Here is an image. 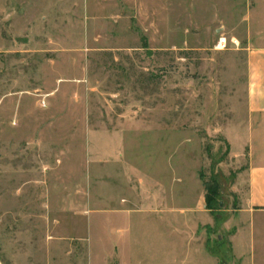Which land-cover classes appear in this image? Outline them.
<instances>
[{"label": "rangeland", "instance_id": "rangeland-1", "mask_svg": "<svg viewBox=\"0 0 264 264\" xmlns=\"http://www.w3.org/2000/svg\"><path fill=\"white\" fill-rule=\"evenodd\" d=\"M262 20L264 0H0V264H264V212L239 213Z\"/></svg>", "mask_w": 264, "mask_h": 264}, {"label": "crops", "instance_id": "crops-1", "mask_svg": "<svg viewBox=\"0 0 264 264\" xmlns=\"http://www.w3.org/2000/svg\"><path fill=\"white\" fill-rule=\"evenodd\" d=\"M264 21V20H262ZM258 25V26H257ZM254 25L258 33H262L264 23ZM259 43L246 44V90H245V109L248 140L243 143L247 150V167L245 176L247 188L242 198V206L239 213L264 212V43L257 39ZM140 193H144L143 182L138 179ZM146 192V191H145ZM174 222L171 223L173 226ZM188 225V224H186ZM188 227L192 239L197 241L195 236L196 222L193 221ZM191 227V228H190ZM203 245V243H201ZM205 246V245H203ZM117 247L114 246V251ZM126 264L125 261L115 254L107 260L111 263ZM178 259L171 257L170 264H178Z\"/></svg>", "mask_w": 264, "mask_h": 264}, {"label": "trees", "instance_id": "trees-1", "mask_svg": "<svg viewBox=\"0 0 264 264\" xmlns=\"http://www.w3.org/2000/svg\"><path fill=\"white\" fill-rule=\"evenodd\" d=\"M205 196H204V203L205 209L209 212H213L216 209V199L219 195L218 190L215 185L205 184Z\"/></svg>", "mask_w": 264, "mask_h": 264}, {"label": "built area", "instance_id": "built-area-1", "mask_svg": "<svg viewBox=\"0 0 264 264\" xmlns=\"http://www.w3.org/2000/svg\"><path fill=\"white\" fill-rule=\"evenodd\" d=\"M234 44H236V43H234ZM214 48L216 50H218V51L226 50L227 49V40H226V38L223 37V36L218 37Z\"/></svg>", "mask_w": 264, "mask_h": 264}]
</instances>
